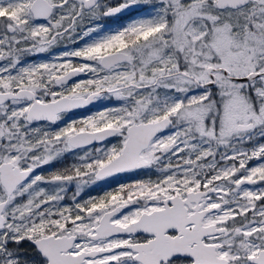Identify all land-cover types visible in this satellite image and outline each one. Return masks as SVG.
Here are the masks:
<instances>
[{"label": "snow or ice", "instance_id": "1", "mask_svg": "<svg viewBox=\"0 0 264 264\" xmlns=\"http://www.w3.org/2000/svg\"><path fill=\"white\" fill-rule=\"evenodd\" d=\"M0 264H264V0H0Z\"/></svg>", "mask_w": 264, "mask_h": 264}]
</instances>
